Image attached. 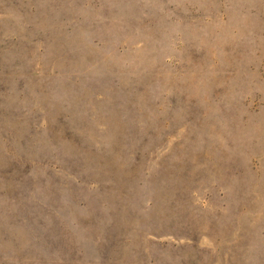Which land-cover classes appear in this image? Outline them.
Instances as JSON below:
<instances>
[{
  "label": "rangeland",
  "instance_id": "374dc122",
  "mask_svg": "<svg viewBox=\"0 0 264 264\" xmlns=\"http://www.w3.org/2000/svg\"><path fill=\"white\" fill-rule=\"evenodd\" d=\"M0 264H264V0H0Z\"/></svg>",
  "mask_w": 264,
  "mask_h": 264
}]
</instances>
